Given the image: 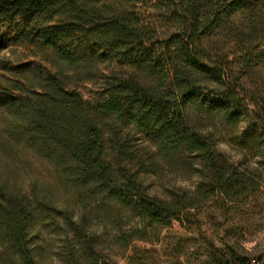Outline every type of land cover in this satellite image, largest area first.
Listing matches in <instances>:
<instances>
[{
  "label": "trees",
  "instance_id": "trees-1",
  "mask_svg": "<svg viewBox=\"0 0 264 264\" xmlns=\"http://www.w3.org/2000/svg\"><path fill=\"white\" fill-rule=\"evenodd\" d=\"M115 1L0 0V149L33 153L63 191L59 198L33 179L26 187L0 154V264H40L41 233L49 230L68 264H112L98 255L96 235L85 234L93 223L123 218L139 224L128 243L161 242L167 231L175 259L202 245L209 264H264L220 231L260 177L217 149L218 124L248 119L238 141L243 159L250 143L255 158L264 154L256 84L264 79V0H153L147 25L127 9L111 11ZM22 44L54 51L62 60L57 72L11 63L6 53ZM107 56L124 73L85 99L70 87L71 76L97 77L95 65ZM161 169L194 189L150 194L140 176ZM174 222L181 232H170ZM145 258L137 254L131 264H148Z\"/></svg>",
  "mask_w": 264,
  "mask_h": 264
},
{
  "label": "rangeland",
  "instance_id": "rangeland-1",
  "mask_svg": "<svg viewBox=\"0 0 264 264\" xmlns=\"http://www.w3.org/2000/svg\"><path fill=\"white\" fill-rule=\"evenodd\" d=\"M115 2L110 8L111 11L118 10L121 12V9H127L129 12H134L139 25H147L153 20L154 13L151 10L153 0H126L122 3V6L121 1ZM6 56L13 64L36 62L53 73L57 72L62 64L59 55L54 51L27 44L20 45L12 53L7 52ZM95 70L99 71L98 76L89 80L84 76H71L70 78V87L76 89L85 99L91 98L94 93L100 91L108 77L113 74L121 76V73H124L123 65L115 56H107L103 63H96ZM65 73L71 75L67 70ZM256 84L261 89L264 99V79L262 77L257 79ZM206 94L209 98H212L211 93L206 92ZM193 116L200 127L207 128L209 123L198 111H195ZM248 122V119H241L233 125L218 124L219 131L223 135L217 146L218 151L239 169L247 168L258 175L256 177H260L258 180L259 186L254 196L248 202L237 203L232 205L231 209L229 208V216L222 222L220 231L227 238L226 240L231 243L237 242L241 246V254L248 255L256 262L258 258H264V169L262 168L259 172H256L259 163L264 166V154L262 158H255L257 150L250 143L247 145L249 156L246 160L243 159V152L238 141L248 130ZM254 140L256 139L254 138ZM140 146L143 148L148 145L146 142H142ZM147 150L153 151L152 149ZM0 154L4 160L10 163L17 175H20L19 181L26 187H29L28 183L33 179L39 184L40 189L51 186L56 191L57 196L62 197L63 191L58 186L53 169L33 153L15 151L8 156L0 149ZM140 179L152 195L162 194L164 191L171 189H194L190 182L178 178L167 169H161L154 175L142 174ZM71 204L74 208L73 200H71ZM88 206L91 208V205ZM138 226V222L128 221L125 218L121 219L118 224L108 222L106 227H102L96 222L88 227L85 235L89 237L92 233L96 235L98 255L109 260L112 264H131V258L137 254L138 256L145 255L147 257L145 262L147 261L148 264H209L206 248L202 245L192 246V248L186 250V256L175 259L168 249L170 241L167 239V231L162 233L161 242L145 243L137 240L126 242L132 236V230L138 228ZM49 231L41 233L46 254L40 264H68V262L63 261V253L60 255L62 248L59 247L62 242L58 244L53 232ZM181 231L180 224L174 222L170 232ZM145 252L148 253L144 254ZM230 264L234 263L231 262Z\"/></svg>",
  "mask_w": 264,
  "mask_h": 264
}]
</instances>
